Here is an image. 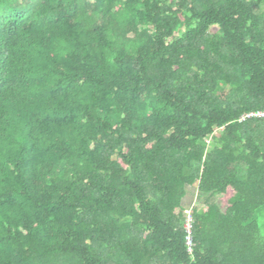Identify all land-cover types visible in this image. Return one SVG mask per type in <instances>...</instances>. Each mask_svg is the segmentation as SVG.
<instances>
[{
  "label": "trees",
  "instance_id": "16d2710c",
  "mask_svg": "<svg viewBox=\"0 0 264 264\" xmlns=\"http://www.w3.org/2000/svg\"><path fill=\"white\" fill-rule=\"evenodd\" d=\"M256 111L264 0H0V264H264Z\"/></svg>",
  "mask_w": 264,
  "mask_h": 264
},
{
  "label": "built area",
  "instance_id": "2783aa9c",
  "mask_svg": "<svg viewBox=\"0 0 264 264\" xmlns=\"http://www.w3.org/2000/svg\"><path fill=\"white\" fill-rule=\"evenodd\" d=\"M250 118H264V111H256L249 113L247 115H244L240 121H245ZM193 207H190L187 211H185L184 216L186 218L184 222V228L186 231V246H187V252L189 253L190 256L193 254V248H194V243H193V218H192V210Z\"/></svg>",
  "mask_w": 264,
  "mask_h": 264
},
{
  "label": "rangeland",
  "instance_id": "374dc122",
  "mask_svg": "<svg viewBox=\"0 0 264 264\" xmlns=\"http://www.w3.org/2000/svg\"><path fill=\"white\" fill-rule=\"evenodd\" d=\"M197 190L195 188H189L187 196L183 201V208L187 211L190 207H198L201 205L200 199L197 197ZM258 224L260 229V234L264 237V209L258 216Z\"/></svg>",
  "mask_w": 264,
  "mask_h": 264
}]
</instances>
